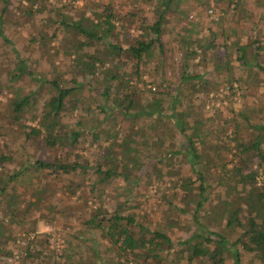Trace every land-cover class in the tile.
Masks as SVG:
<instances>
[{
  "label": "trees",
  "instance_id": "16d2710c",
  "mask_svg": "<svg viewBox=\"0 0 264 264\" xmlns=\"http://www.w3.org/2000/svg\"><path fill=\"white\" fill-rule=\"evenodd\" d=\"M141 1L154 3L156 13L150 16L151 21H148L149 15L140 16L142 13L137 8H133L120 18L115 14L111 1L108 0L85 3L82 7H76L75 15L72 16L65 15L62 9L54 4L47 9L46 15L37 20H34L37 12L32 10H24L18 16L24 18V24L31 22L28 24L33 27L34 33L31 34L28 43L39 51L38 59L47 61L49 59L53 62L52 57L66 54L71 57L70 66L73 70L64 73L52 72L45 68L38 74L29 65L28 58L22 57L18 50L13 49L16 63L4 77L12 95L7 97L6 105L0 109V129L4 128L3 123L6 122L7 131L22 135L20 146L35 141L43 142L44 146L56 151L67 148V154L82 147L90 152L89 155L94 156L95 151L96 155L95 160L92 159L90 163L85 159V164L80 163L75 157L72 161L62 156L56 157L53 161L35 158L25 166L20 164L17 173L1 174L2 210L10 215L18 211L22 218L27 210L21 209L17 204L20 194L11 184L18 173L28 168L53 172L55 178L62 181L69 180L70 187H68L73 194L87 187L88 194L97 201V207L93 209L94 213L86 223L99 231L100 244L103 240L109 241L108 248L111 246L113 253L105 257V262L162 264L173 247L170 236L159 227L147 229L138 223L132 214L121 213L123 200H116L113 211L104 208L102 195H105L104 190L116 179H121L126 185L141 182L145 171L139 170L145 168L141 165L143 161H150L149 167L152 166L153 170L167 154L173 153L178 156L187 153L190 157V172L194 174L195 179L178 171V179L175 182L180 180L182 182L180 184H183L187 192L191 189L188 187L192 183L198 182V192L188 197L186 204L194 202L190 218L199 224V228L194 229L186 239L178 241V244L186 245L188 261L192 264L194 259H201L202 262L199 264H225L223 253L230 252L233 258L232 264H239L241 253L238 245L240 244L244 253L252 254L264 264V183H258L256 171L251 168L254 161H258L261 165L264 163V146L261 144L264 124L258 126L247 124L255 134L251 139L245 140L244 129L238 118L246 120V117L240 110L234 112L231 109L230 114L219 105H211L207 106V114L194 108L185 111L186 103L192 101L196 102L197 107L205 108L209 90H217L220 85H224L223 96L228 100H233L235 89L244 88L240 76L237 77L235 72L230 71L229 51H234L235 60L241 62L243 68L254 75V78L247 77L249 81L257 79L260 72L264 73V66L258 62L259 51H264V32L261 33L263 39L259 40L255 30L260 24L264 25V16L247 14L244 12L245 4L239 3V0H229L230 3H234L236 12L238 11L237 20L243 23L249 19L254 29L248 35L250 39L247 46L250 49L239 43L238 32H241L239 25L237 28L221 30L220 35L223 40L219 44L222 46L223 54L219 51V44L215 43L218 34L208 33L209 26H207L208 32L201 31L200 34L189 33L190 23L176 27V37L182 45L183 60L177 75L180 87L177 84L173 89L171 83L166 82L164 78L166 56H168L166 51L169 48L165 46L163 38L168 33L165 25L168 16H172L168 14L176 13L177 16L185 14L186 11L180 9L184 0ZM9 4L10 0H0V39L13 45L11 39L4 34L5 19L10 11ZM260 4L264 6V2ZM197 6L202 5L197 3ZM197 6L193 8L197 10ZM204 6L207 9L208 4ZM134 23L139 27L140 33L130 39L127 45L114 39L115 35L129 36ZM59 33L66 34L58 36ZM57 39L65 44V48L50 44ZM190 42H193L194 46H190ZM155 50L164 55L157 63V68L163 71L160 74L159 86L147 87V83L141 77V70L146 64L152 63ZM248 50L252 52H250L251 60L247 58ZM206 56L210 57L213 65L205 71L210 73V77L204 78L201 71L191 72L189 64L191 61L195 68H199L200 61ZM218 57L226 64L223 66L218 64ZM33 62L35 66L39 64ZM222 67L227 75L225 81L213 77V74ZM22 78L33 83V87L25 92L21 85L15 84ZM234 82H237L236 86L232 85ZM244 89L245 92L247 88ZM48 91L51 93L48 94ZM90 92H95L96 95L90 97ZM202 93L205 97L201 96ZM213 96L217 97V92H214ZM144 118L149 119L148 135L141 128V120ZM33 120L37 121L36 125L28 123ZM88 121H90L89 125H85L84 122ZM160 125H164V129L160 128ZM208 126L211 127V131L208 130ZM195 132L194 137L191 133ZM143 136L152 138L149 144L147 143L148 151L145 155V149H141L145 141L142 139ZM197 140L203 145H208L205 140H209L210 156L203 157V152L197 148ZM232 141L235 142L233 147L230 146ZM178 143L179 147L175 148ZM232 148L234 153L231 161L230 158L227 159L226 153ZM103 151L105 154L102 153ZM64 155L66 157V153ZM235 158L237 159L234 161ZM11 160V156L0 154L1 163ZM229 162L235 163L228 167ZM169 164L174 165L171 159ZM135 171H139L140 175ZM146 172L148 177L150 173L148 170ZM213 174L216 179L212 182L210 178ZM159 176L162 178L161 173ZM78 177L81 179L75 184L74 178ZM210 186L217 188L216 197L218 196L219 203L211 206L210 209H215L216 213L213 212L215 215L206 220L208 224H215L228 230L241 228V233L233 241L228 239L227 233L206 228V223L201 221L207 211L205 202L209 197L206 191ZM126 188L123 185L122 190ZM226 188L229 191L232 189L233 195L222 196L221 191ZM40 190L42 188L39 187L31 189L34 202L29 206L33 207L41 203L38 197ZM200 210H203L201 214ZM178 211L184 213L185 209L178 208ZM100 213H102L101 217L98 216ZM39 237L41 236L36 233L33 235V241L34 243L38 241L39 248L35 250V254L29 249L28 256L47 258L44 253L47 249L46 242L41 241ZM210 244L214 247H209ZM92 248L95 249L94 246ZM101 258L98 257V264H103ZM207 259L209 263L205 261Z\"/></svg>",
  "mask_w": 264,
  "mask_h": 264
},
{
  "label": "rangeland",
  "instance_id": "374dc122",
  "mask_svg": "<svg viewBox=\"0 0 264 264\" xmlns=\"http://www.w3.org/2000/svg\"><path fill=\"white\" fill-rule=\"evenodd\" d=\"M95 1L96 0H10V11L5 19L4 34L11 39L13 45L3 42L0 39V109L6 105L7 97L12 95L11 89L5 84L6 80L4 77L10 69L14 68L16 63V56L13 49L18 50L22 57H27L29 65L35 69L34 71L38 74L42 71L41 69L45 68L52 72L58 71L64 73L73 70L70 66L71 57L66 56V54L64 56L63 54H59L52 57L53 62H50L49 59L47 61L37 58L39 51L28 43V39H30L31 34L34 33L33 27L28 24L31 22H25L24 24V18L18 17L21 15V12L24 10L37 12L34 18V20H37L46 15L47 9L54 4V6L60 7L65 15L72 16V14L75 15L76 7H82L85 3L88 4ZM108 1H111L115 14L120 18L126 13H129L133 8H137L142 13L140 16L144 14L149 15L148 21H151L152 18L150 16L155 12L154 3L151 2L147 3L141 0ZM260 2H264V0H239V3L245 4V13L253 14L258 17L264 16V6H262ZM197 3H201L202 6H197ZM207 4L208 7L205 9L206 6L203 7V5ZM193 6H197V10L193 8ZM180 9L185 10V14L182 13L178 16L176 13L168 14L172 16H168L169 19L166 22L167 24H165L168 33L166 34L167 36L163 38L165 46L169 48L166 51L168 56H166L164 78L166 82L171 83L173 89L178 84L177 79L179 77L177 75L181 70L180 66L183 60L182 45L177 40L176 27L179 28L181 25L190 23L191 27L189 33L200 34L202 32H208L207 26H209L210 29L208 33L212 34L216 32L218 34L217 38H215V43L218 45L219 42L223 40V37L220 35L221 30L232 27L237 28L239 25L241 32H238V37H240L239 43L242 46H247L250 39H248V35L251 34L254 29L249 19L245 20L243 23L237 20L239 19L238 11L236 12L234 3H230L229 0H184L182 2V8ZM240 11L241 10H239V12ZM241 14H243V12ZM135 25V23L132 24L133 28L129 31V36L121 37L115 35L114 39L123 45H127L128 42L131 41L130 39L140 33L139 27ZM263 26V24H260V27L255 29L259 35V40L263 39V35L261 34L264 32ZM64 34L66 33H59L58 36ZM50 44L65 48V44L58 39L51 41ZM189 45L194 46V43L190 42ZM218 48L223 54L224 51L220 44ZM247 49L250 48L248 47ZM250 52L248 50V60L252 59V52ZM235 55L234 51L228 52V63L231 67L230 71L232 70L235 72L237 77L240 76L239 78L243 80L242 85L244 88H247V90L244 92V88L235 89L233 100H228L223 96L222 90L225 88L224 85H220L217 90H209V96L206 97L207 102L205 103V108H201L200 106L197 107L195 104L196 102L192 101L186 103L187 110L185 111L187 112L194 108V110L202 111V113L207 114V106L211 105H219L220 108H223L230 114L231 109H233L234 112L240 110L245 114L244 117H246V120L241 118H238V120L244 129V139L248 140L254 136L255 131L251 127H248L247 124L254 126L264 124V73L260 72L257 79H251V81H249V78H254V75L249 70L243 68L241 62L235 60ZM161 57H164V55L159 54L158 50H155L152 63H148L142 67L141 77L147 83V87L150 85L156 87L160 84V74L163 69L157 68V63ZM197 59L198 57L195 60L197 61ZM33 61L39 62V64L35 66ZM217 62L221 66L226 64L225 61L219 59V57L217 58ZM258 62L264 66V51H259ZM212 63L210 57L206 56V58L200 61L199 68H195L191 61L189 68L193 73L198 71L203 72V76L206 78L210 77V73L205 71H208L212 67ZM48 70L47 72H49ZM224 71V67L218 69V71L213 74V77L217 80L225 81L227 75ZM15 84L21 85L23 87V92L33 87V83L29 82L26 78L18 80ZM236 84L237 82H234L232 85L236 86ZM178 87H180V84H178ZM48 92V94L51 93L50 91ZM214 92H217V97L213 96ZM94 95H96L95 92L89 93L90 97ZM201 96L205 97L204 93H202ZM5 123L6 122L3 123L4 128L1 127L0 129V154L4 153L9 155L12 157V160L5 163H1L0 161V175L17 173L20 164L25 166V164L29 163V161H33L35 158L53 161L56 157L62 156L64 159L66 158L72 161L75 157L76 160L84 164L85 159H87L89 163L92 159V161L95 160L96 151L94 152V156H91L89 155L90 152L82 147L75 149L73 153L67 154V148L56 151L53 148L44 146L43 142L36 143L34 141V143H30L29 145L24 144L20 146L19 143L22 135L7 131ZM28 123L36 125L37 121H28ZM89 123L90 121L84 122L85 125H89ZM141 123L142 130L148 135L149 131L147 126L149 119L144 118L141 120ZM159 127L164 129V125H160ZM208 130H212L210 126H208ZM191 135L195 137L196 132L191 133ZM142 139L145 141L142 143L143 146H141V149H145V151L143 150L145 155L146 151H148L147 146L152 138L143 136ZM205 141L208 145H203L198 140L196 145L197 148L203 152V157H208L210 156L208 152L210 142H208L209 140ZM234 144V141L230 142V146L233 147ZM261 144L264 146V132L262 133ZM85 146L86 144L84 147ZM176 147H179V143L176 144L175 148ZM233 151L234 149L232 148L226 153L227 159L230 158L231 161L233 158ZM64 153H66V157ZM102 153L105 154L104 151ZM141 154H143V152H141ZM170 159L174 165L169 164ZM236 159L237 158H235L234 161ZM189 161L190 157L187 153H181L178 156L173 153L167 154L162 162L159 163L157 167H154L153 170L155 171L152 170V166L149 167L150 161H143L141 165L145 168L142 167L143 170H139L141 172L145 171L141 182H137L136 184L129 183L126 185L121 179H116V181L111 182L104 190L105 195H102V205L104 208L113 211L116 207V200H123L124 204L120 208L121 213L132 214L134 219L147 229L152 230L159 227L170 236L173 247L164 258L162 264H191L187 259L188 252L186 245L183 243L178 244V241L186 239L191 235L194 229L199 228V224L194 220L192 221L190 218V214L193 212V207L195 205L194 202H189L188 205L186 204V199L198 192V182L192 183L188 187L191 188L188 192L183 184H180L182 183L180 180L177 183L175 182L178 179V171L186 175H191L192 178L195 179L194 174L190 172ZM233 163L229 162L228 167ZM208 164L210 165L211 162ZM251 168H254L256 176L258 177L257 180H260L261 183L264 179V163L261 165L258 161H254ZM147 170L148 173H150L148 177ZM139 171H135V173L140 175ZM159 173L162 174V178H159ZM82 177L84 178L86 176ZM80 179L81 177L74 178V183H79ZM215 179L216 176L213 174L210 180L213 182ZM68 183L69 180L62 181L55 178V173L53 172L48 173L47 170L35 171L31 168H28L24 172H20V174L18 173L16 178L11 181V184H13L20 194L17 204H19L21 209L27 210L23 214V218L22 215L18 214V211H16L14 215H10L4 213L2 210L3 203L2 206L0 203V264H98V257L101 256V259L104 261L105 257L112 255L113 250L111 246L108 248L107 244L109 241L106 242L103 240L100 244L98 239L101 234L97 229L91 228L89 224L86 223V220L94 213L93 209L97 207V201L88 194L87 187L73 194ZM179 184L181 185L180 187ZM123 185L128 189L122 190ZM37 187L42 188V190L38 192L41 203L32 207L29 206L30 203L34 202L31 189H36ZM217 194L216 187L210 186L206 191V195L209 197L205 202L207 211L204 219L202 218L201 221L206 223V228L210 227L217 231L227 233L226 236L228 239L233 241L238 237L239 233H241V228L237 227L228 230L216 226L215 224H208V220H206V218L212 217L216 213L215 209L212 210L210 208L216 203H219V198L218 196L216 197ZM221 194L222 196H230L233 195V191L232 189L229 191L226 188V190L223 189L221 191ZM221 199H223V197H221ZM178 208L185 209V212L180 213ZM202 211L203 210H200L199 213L201 214ZM99 215L101 217L102 213L98 214V216ZM35 233L41 236L39 237L41 241L46 242L45 248L47 249L43 252L47 258L44 256H28L29 249H32V253L35 254V250L39 248L37 245L38 241L36 243L33 241V235H35ZM94 240L96 241L94 242ZM92 246H94L95 249H93ZM208 246L211 248L214 247L213 244ZM238 248L241 253L239 264H261L259 259L252 254L244 253L240 244ZM223 256L225 264H232L233 258L230 252H224ZM205 261L209 263L208 259ZM200 262H202L201 259H194V263L192 262V264H199ZM103 264L109 263L104 261Z\"/></svg>",
  "mask_w": 264,
  "mask_h": 264
},
{
  "label": "built area",
  "instance_id": "2783aa9c",
  "mask_svg": "<svg viewBox=\"0 0 264 264\" xmlns=\"http://www.w3.org/2000/svg\"><path fill=\"white\" fill-rule=\"evenodd\" d=\"M256 179H258V177L256 176ZM258 181V183L260 184V180H257ZM261 183H264V179H263V181H261Z\"/></svg>",
  "mask_w": 264,
  "mask_h": 264
}]
</instances>
